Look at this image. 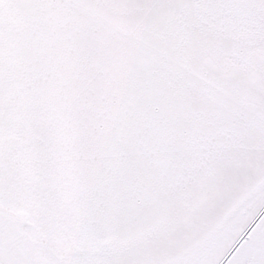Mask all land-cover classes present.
<instances>
[{
  "label": "snow or ice",
  "instance_id": "snow-or-ice-1",
  "mask_svg": "<svg viewBox=\"0 0 264 264\" xmlns=\"http://www.w3.org/2000/svg\"><path fill=\"white\" fill-rule=\"evenodd\" d=\"M0 264H264V0H0Z\"/></svg>",
  "mask_w": 264,
  "mask_h": 264
}]
</instances>
